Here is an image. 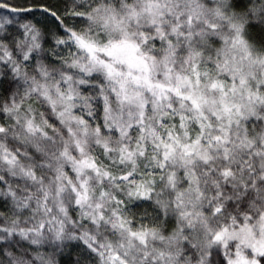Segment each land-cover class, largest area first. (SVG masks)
Segmentation results:
<instances>
[{
    "label": "snow or ice",
    "instance_id": "1",
    "mask_svg": "<svg viewBox=\"0 0 264 264\" xmlns=\"http://www.w3.org/2000/svg\"><path fill=\"white\" fill-rule=\"evenodd\" d=\"M0 264H264V0H0Z\"/></svg>",
    "mask_w": 264,
    "mask_h": 264
}]
</instances>
